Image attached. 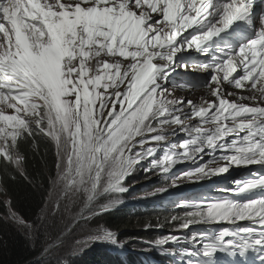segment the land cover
Listing matches in <instances>:
<instances>
[{
  "label": "snow or ice",
  "instance_id": "snow-or-ice-1",
  "mask_svg": "<svg viewBox=\"0 0 264 264\" xmlns=\"http://www.w3.org/2000/svg\"><path fill=\"white\" fill-rule=\"evenodd\" d=\"M261 5L264 0H0V159L20 169L26 159L20 143L37 134L50 138L60 193L53 216L73 220L119 203L96 207L102 197L126 191L125 178L148 158L167 174L181 160L211 155L195 169L198 178L258 166L234 182L228 197L206 209L188 205L194 210L179 228L247 220L232 230L193 234L182 264H221L217 253L227 264H264ZM192 50L206 57L194 67L209 74L212 100L169 98V78L189 67L182 54ZM225 83L239 91H226ZM177 128L187 138L168 143L169 129L175 135ZM10 216L32 234L44 227L11 210ZM66 238L49 234L45 255L54 257ZM92 242L120 243L101 227L74 244Z\"/></svg>",
  "mask_w": 264,
  "mask_h": 264
},
{
  "label": "trees",
  "instance_id": "trees-1",
  "mask_svg": "<svg viewBox=\"0 0 264 264\" xmlns=\"http://www.w3.org/2000/svg\"><path fill=\"white\" fill-rule=\"evenodd\" d=\"M19 149L26 158L22 168L17 169L0 159V188L2 189L0 193V264L28 262L41 252L48 242L49 234L52 239L55 235H59V233L53 234V231L45 227L41 228L40 232L32 234L10 217L11 210L25 221L40 225L44 220L43 214L47 208L53 178L57 171L56 149L46 136L37 134L34 138L22 141ZM155 169L153 166L149 167L150 173L157 171ZM151 174H147L146 178H149ZM166 182L167 180L163 178L161 185ZM225 197L228 196H223ZM219 199L209 201L204 198L205 202L198 204H209ZM103 201L105 199L101 198L97 204ZM170 203L168 199L159 198L145 199L137 207L112 206L109 210L96 215L89 222V229L74 238L77 234H81V232L77 233L79 225L85 223L84 219L80 220L54 257L44 255L32 264H182L185 253L194 248L190 239L193 234H212L221 230L216 231L209 227V221H201L191 224L187 229H180L179 224L182 218L187 212L193 211V208L187 205L179 207ZM173 217L177 219L174 220ZM101 227L119 236L118 239L123 246V248L120 247L119 252L123 254L108 242H92L81 248L75 246L76 240L84 239L90 232ZM53 229L59 232L57 227ZM172 235L182 239L178 243L170 241L162 246L156 244L157 240ZM123 240L134 242L123 245ZM135 241L151 245L154 250L135 246ZM222 255L217 253L221 263L229 259L226 255L221 257Z\"/></svg>",
  "mask_w": 264,
  "mask_h": 264
},
{
  "label": "rangeland",
  "instance_id": "rangeland-1",
  "mask_svg": "<svg viewBox=\"0 0 264 264\" xmlns=\"http://www.w3.org/2000/svg\"><path fill=\"white\" fill-rule=\"evenodd\" d=\"M180 70L182 69H179V70L177 69L176 72H174L171 75V77L169 78V83L166 85L168 87V91L171 93V96L169 98L182 99L184 101L192 100L195 103H200L202 99L205 100V97H207L208 100H212V97L210 95L211 93H207L205 90H201V93L200 92L196 93L197 90L205 87L206 85L201 86V87L190 85L189 94H185V92L181 93L177 89H174L177 87L174 84L175 77H190L189 76L190 74H188L189 71L184 72ZM205 75L208 76V79L204 80L205 81L204 83L208 84L209 74L205 73ZM185 87L186 86L184 84L178 85L179 89H185ZM230 88L234 89L232 86H230ZM185 110L187 111V109ZM195 122L196 121L194 120L185 121L186 124H191ZM171 131L172 130L169 129V135H168V141H167L168 143H179L183 139L187 138L186 133L179 131L178 128L176 130L175 135H172ZM48 139L51 141L50 138ZM52 144L54 145L53 142ZM180 151H182V149H180ZM205 151L207 152L208 150L206 149ZM215 155L219 157L221 153L217 152ZM156 157L157 158L162 157L161 150L157 151ZM151 159L152 158H148L144 161H141V163L135 166V168L131 171V173L125 178L123 184H124V187L126 188V191L122 192L124 194L115 193V194H111L110 196L102 197L105 199V201L101 202L100 204H107L109 200L119 201V203L107 207L106 210H109V208L112 206H118V205L137 207L145 199H155L156 200L157 196L160 195V192H158L157 189L166 188L167 192L165 194L168 195L167 197H170L171 195L172 197H174L173 204L177 206L178 205L185 206L183 204L188 203L189 202L188 199L196 198L198 197L200 193H204L205 195H210L209 196L210 198L213 197L212 195L230 194L227 190L235 187V184H234L235 181L241 180L242 178L248 176L250 170H255L253 166H249L248 168L244 166H241V167L232 166L230 167V169H233V168H238V169L230 170V173L224 172V173H221V174L218 173L215 175L209 174L207 176H204L203 178H198V174L195 173V169L209 162L212 159V157L211 155H204L203 158L201 159L200 156H197L195 159H184L174 164L172 168L170 169V172L166 174L168 177L167 182L161 185V181L165 174L161 173L158 169H155L157 171H155L153 174L150 173L149 167L153 166L150 162ZM225 163L227 162L221 161L219 166H223ZM211 166L215 167L217 166V164L213 163ZM146 171L148 173H146ZM186 173H193V175L191 178H189L188 176L185 175ZM147 174H151L149 178H146ZM236 176L237 178L235 179ZM173 180H176L175 186H171ZM59 195L60 193H59L58 188L56 187L54 183H52V190L49 196L48 203L46 205L47 208L45 210V213L43 214L44 220L42 221V223L44 224V227L46 229H50L51 231H53V234L62 233L73 221V219L67 213H64L62 215L55 216V217L53 216V211H54L53 205L57 201ZM7 204H8V201H7ZM188 205H191V204H188ZM200 205L202 208L206 209L208 204L204 203ZM98 206L99 204L96 205V207ZM77 211H79V209H77ZM96 215L89 214L87 218L84 219L85 223H82L77 228V233L81 232V234H77L76 236H74V238L79 237L80 235L83 234V232H86L89 229V222L93 220ZM57 222L59 225L57 224ZM227 222L228 221H215L214 220V221H210L209 226L216 227L215 230L218 231L220 229H218L217 227H220L221 224H225ZM236 223H237L236 226L244 225L243 221H237ZM50 225H54V227H49ZM55 227L59 229V232L57 231V229H53ZM228 230H230V228H228ZM57 235H55V237ZM118 238L119 236L117 237V239ZM118 241L120 243L118 245H112V247L113 248L116 247L115 249L119 252L120 247L123 248V246L121 244V240L118 239ZM122 242H123V245H129L130 243L134 241L125 242L123 240ZM135 246L142 247L143 249H146V250H154L151 245L148 246V244H145L139 241H135ZM119 253H122V252H119Z\"/></svg>",
  "mask_w": 264,
  "mask_h": 264
},
{
  "label": "bare ground",
  "instance_id": "bare-ground-1",
  "mask_svg": "<svg viewBox=\"0 0 264 264\" xmlns=\"http://www.w3.org/2000/svg\"><path fill=\"white\" fill-rule=\"evenodd\" d=\"M189 53V52H188ZM192 55V53H189L188 54V56H191ZM178 70L179 69H182V68H177ZM186 71H189L190 73H195V74H202L203 72L202 71H199V70H197V69H195V67L192 65V66H189L187 69H185ZM173 74V73H172ZM211 87H212V85H211ZM213 87H215V85L213 86ZM225 89H226V91H228V92H233V89H231L230 88V86L228 85V84H226L225 86ZM203 90H205L207 93H211V88L210 87H206V88H203ZM201 93V92H200ZM246 94V93H245ZM211 95V94H210ZM212 97V96H211ZM212 99H213V97H212ZM229 139H231V137H229ZM258 167V166H257ZM230 173V172H229ZM221 174V173H220ZM1 187V186H0ZM0 193H2V189L0 188ZM7 199H8V197H7ZM9 201V200H8ZM68 236V235H67ZM44 249V248H43ZM42 249V250H43ZM41 250V251H42ZM37 256V255H36ZM35 256V257H36ZM35 257H33L31 260H29V261H32ZM39 258H37L35 261H37ZM28 261V262H29ZM34 261V262H35ZM25 263H27V262H25ZM172 264V263H171ZM174 264H176V263H174Z\"/></svg>",
  "mask_w": 264,
  "mask_h": 264
},
{
  "label": "water",
  "instance_id": "water-1",
  "mask_svg": "<svg viewBox=\"0 0 264 264\" xmlns=\"http://www.w3.org/2000/svg\"><path fill=\"white\" fill-rule=\"evenodd\" d=\"M79 221V219L78 220H74L72 223H71V225L65 230V231H63L61 234H60V236H67L68 234H69V232H68V230L69 229H72V227L77 223ZM45 255V253H44V249L32 260V261H29V262H27V263H23V264H32L37 258H39V257H42V256H44Z\"/></svg>",
  "mask_w": 264,
  "mask_h": 264
}]
</instances>
